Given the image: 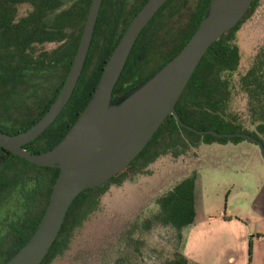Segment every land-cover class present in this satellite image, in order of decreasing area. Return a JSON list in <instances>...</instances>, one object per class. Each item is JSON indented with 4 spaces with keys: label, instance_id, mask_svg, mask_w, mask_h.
Instances as JSON below:
<instances>
[{
    "label": "trees",
    "instance_id": "obj_1",
    "mask_svg": "<svg viewBox=\"0 0 264 264\" xmlns=\"http://www.w3.org/2000/svg\"><path fill=\"white\" fill-rule=\"evenodd\" d=\"M89 1L0 0V112H7V119H12L10 123L0 119L1 130L7 133L20 131L46 110L71 62ZM144 1L135 0L125 12V0H101L88 50L73 89L54 119L37 136L23 143L25 148L33 152L45 150L60 139L87 102L105 59ZM176 1L165 0L142 27L113 85L112 94L126 90L169 59L197 26L208 0H199L196 12L183 16L186 23L177 29L178 33L173 34L170 42H166L167 45L174 42L173 49L165 54L148 75L138 79L137 72L143 66V57L148 47L158 38L163 24L174 14L178 5ZM23 3L27 5V10L18 14V7ZM256 3L257 0H251L249 11L208 46L176 99L174 108L183 122L196 128L227 132L242 130L258 138L264 145V37L255 45L251 61L237 78L236 84L230 83V74L237 68L240 59V49L234 33ZM104 12L107 14L105 25L101 22ZM45 40H57L58 43L54 47L49 46L50 49L43 47L35 51L33 43ZM99 42L100 50L95 66L85 75L89 54ZM56 73H59L57 83L51 81ZM27 77H40L45 80L44 83H56L57 87L49 96L43 89V92L36 93L32 101H29L22 91L28 81ZM236 88L245 96L246 124L228 108L232 92ZM251 124L252 128L247 126ZM157 135L164 144L149 160L166 152L178 155L199 142L223 143L244 139L234 135L197 133L179 124L171 113L163 118L148 142H152ZM144 149L145 147L141 152ZM57 170V167L34 164L0 146V205L13 193L19 195L17 212L4 219L5 228L0 232V264L32 233ZM122 174L118 172L103 184L85 188L72 199L56 237L39 264H48L54 256L67 248L74 228L79 227L89 213L97 208L99 196L106 190L108 183H119L124 177ZM194 177L195 172L192 170L158 195L155 199L157 209L142 220L141 226L145 229L153 223L169 226L175 233L178 245L181 227L190 223L194 217ZM129 231L128 228L125 237ZM107 264L121 263L113 260ZM158 264H187V260L176 250L172 256L164 258Z\"/></svg>",
    "mask_w": 264,
    "mask_h": 264
},
{
    "label": "water",
    "instance_id": "obj_2",
    "mask_svg": "<svg viewBox=\"0 0 264 264\" xmlns=\"http://www.w3.org/2000/svg\"><path fill=\"white\" fill-rule=\"evenodd\" d=\"M164 1L145 0L141 4L113 45L90 97L74 121L52 146L29 151L23 143L37 136L54 119L82 68L101 2L90 0L71 62L46 110L20 131L7 133L0 129L1 147L34 164L58 168L35 228L1 264H39L72 199L83 189L103 184L123 170L168 113L197 133L245 137L257 144L264 159V145L250 133L196 128L183 122L174 108L202 54L238 22L251 0H208L197 26L169 59L126 90L112 94L135 38Z\"/></svg>",
    "mask_w": 264,
    "mask_h": 264
},
{
    "label": "rangeland",
    "instance_id": "obj_3",
    "mask_svg": "<svg viewBox=\"0 0 264 264\" xmlns=\"http://www.w3.org/2000/svg\"><path fill=\"white\" fill-rule=\"evenodd\" d=\"M134 2L135 0H125L124 11L127 12ZM198 2L199 0L175 2L178 5L174 14L159 28L158 38L148 47L143 57L142 65L146 63L145 70L152 67L157 54L163 59L173 49L174 42L168 45L166 42H170L177 29L186 23L183 16L196 12ZM26 10L27 5L23 3L18 7V14ZM106 15V12L101 15L104 25ZM234 35L240 49V59L237 68L230 74L232 84H236L239 75L248 67L255 45L264 37V0H257L254 9ZM41 47L42 45H35L34 50ZM99 50L100 42L89 54L85 75L94 68ZM228 108L246 124L245 96L239 89L232 92ZM6 114L7 112H0L2 122L9 120ZM247 126L252 128V124ZM238 142H199L175 156L169 152L159 154L132 175L130 168L125 170L126 177L119 183L109 182L106 190L99 196L97 208L89 213L79 227L74 228L67 248L54 256L48 264H107L113 260L121 264H158L164 258L172 256L177 249L174 231L167 225L157 223L145 229L141 226L142 220L157 209L156 197L192 170L205 189L204 192L213 200L218 190L233 180L228 170L219 162L229 161L234 157L245 160L252 157L251 146L258 148L255 142L246 138ZM148 147L152 148L153 145L150 146L149 143ZM150 153V149L145 150L136 158L134 165L144 164L142 161ZM250 171L253 173L255 170L251 168ZM18 198V193H13L0 205V232L5 228L4 219L17 212ZM128 228L130 231L125 237Z\"/></svg>",
    "mask_w": 264,
    "mask_h": 264
},
{
    "label": "crops",
    "instance_id": "obj_4",
    "mask_svg": "<svg viewBox=\"0 0 264 264\" xmlns=\"http://www.w3.org/2000/svg\"><path fill=\"white\" fill-rule=\"evenodd\" d=\"M250 149L245 160L219 162L233 180L213 200L194 177V217L181 227L176 249L187 264H264V159Z\"/></svg>",
    "mask_w": 264,
    "mask_h": 264
},
{
    "label": "flooded vegetation",
    "instance_id": "obj_5",
    "mask_svg": "<svg viewBox=\"0 0 264 264\" xmlns=\"http://www.w3.org/2000/svg\"><path fill=\"white\" fill-rule=\"evenodd\" d=\"M249 8H250V6H249ZM249 11V9L247 10V12ZM246 12V13H247ZM245 13V14H246ZM244 14V15H245ZM243 15V16H244ZM242 16V17H243ZM241 17V18H242ZM240 18V19H241ZM239 19V20H240ZM238 20V21H239ZM63 40V39H62ZM56 43H58V41L57 40H45V41H42V42H34L33 43V45H42V47L40 48V49H42L43 47L44 48H49L50 49V47L49 46H51V45H53V47L55 46V44ZM47 45H49V46H47ZM40 49H38L37 51H39ZM36 51V50H35ZM161 57L162 56H160L159 57V55L157 54L156 55V58L154 59V62L151 64L152 65V67H150V68H148L147 70H145V65H146V63H145V65H143V66H141V68H140V70H139V72H137V77H138V79H140V78H143V77H145L146 75H148L155 67H156V65L161 61ZM160 58V60H157V59H159ZM58 78H59V73H56L55 75H54V77L53 78H51V81L53 82H56L57 83V81H58ZM27 79H28V81L26 82V84L24 85V87L22 88V91H23V95H24V97H26V99H28L29 101H32V99L34 98V96H35V94L36 93H41V92H43V89L45 90V92L47 93V95L49 96L50 94H52L53 93V90L57 87V85H56V83L55 84H51V82H45L44 83V79H42V78H40V77H27ZM124 86H125V84H124ZM14 89V88H13ZM11 117L9 118V120L7 121V123H10L11 122ZM240 131H242V130H240ZM153 134V133H152ZM151 137V136H150ZM242 137V136H241ZM245 138V137H244ZM247 139V138H246ZM148 141H149V139H148ZM146 142L145 143V145L142 147V149L145 147V149L141 152V150L135 155V157L126 165V167L123 169V170H121L120 172H122L123 174V176L124 177H126L125 176V170H127V169H131L132 171H131V175H132V173H134L135 171H139V169L141 170L142 168H143V166L145 165L146 166V163L147 162H149L150 160V157H151V155L155 152V151H157V150H159V149H161L162 148V146H163V144H164V142L160 139V136H155L154 137V139L152 140V142L150 141V146L151 145H153V147L152 148H150V147H148V144H149V142ZM147 149H150L151 150V153H150V155L146 158V159H144L142 162H145L144 164H142L141 166L140 165H134V162H135V160H136V158L139 156V155H141L145 150H147ZM141 152V153H140ZM140 153V154H139ZM164 154V153H163ZM159 155V154H158ZM157 155V156H158ZM156 157V156H155ZM154 157V158H155ZM153 158V159H154ZM152 160V159H151ZM139 166H140V168H139ZM123 177V178H124ZM107 182V181H106ZM109 184V183H108ZM102 194V193H101ZM100 194V195H101Z\"/></svg>",
    "mask_w": 264,
    "mask_h": 264
}]
</instances>
